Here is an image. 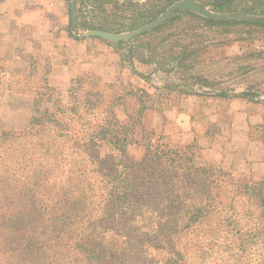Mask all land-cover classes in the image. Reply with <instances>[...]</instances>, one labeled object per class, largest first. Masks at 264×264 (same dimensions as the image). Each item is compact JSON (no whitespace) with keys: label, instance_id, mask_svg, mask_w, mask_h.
I'll return each instance as SVG.
<instances>
[{"label":"trees","instance_id":"1","mask_svg":"<svg viewBox=\"0 0 264 264\" xmlns=\"http://www.w3.org/2000/svg\"><path fill=\"white\" fill-rule=\"evenodd\" d=\"M88 1L111 13L114 22H130H89L83 14ZM140 1L76 0L78 27L131 30L176 0ZM206 4L264 15V0ZM134 6L129 16L120 9ZM179 13L209 28L239 23ZM174 43L181 46L178 67L193 68L202 50L195 44L202 42ZM39 60L33 55L29 72L21 74L0 57V91L34 94L28 126L0 133V264H205L207 256L264 264V179L238 180L223 168L198 164L192 145L172 148L162 137L146 139L142 159L128 161L127 147L140 122L121 120L115 109L125 96H136L141 118L147 110L175 109L167 104L170 97L151 99L142 88L116 95L114 85L92 77L73 80L62 96L50 83V62ZM255 128L264 133V124ZM223 195L255 199L260 211L241 212Z\"/></svg>","mask_w":264,"mask_h":264},{"label":"rangeland","instance_id":"2","mask_svg":"<svg viewBox=\"0 0 264 264\" xmlns=\"http://www.w3.org/2000/svg\"><path fill=\"white\" fill-rule=\"evenodd\" d=\"M143 1L146 0L140 2ZM198 1L211 11L229 13L206 4L214 1L220 4L225 0ZM46 3L54 28L58 24L68 36L81 42H93L94 45H90V53L91 50L92 53L97 50L98 53L104 54L105 74L72 72L71 78L66 80L67 83H64L62 88L55 86L62 96H67L73 80L92 77L99 79L100 85H114L111 90L116 95L142 88L153 95L151 99H157L160 93L168 95L170 100L167 104L175 105L173 110H147L139 118V102L136 96L127 95L123 98L122 103L115 109L119 118L127 120L132 117V120L140 122L135 130L134 143L127 147L128 161L137 162L142 159L146 151V139L152 138L154 141L162 137L161 140L172 148L183 149L192 145V152L195 153L198 164L223 168L238 180H261L255 174L259 170V152L261 148L264 150V144L261 142L264 133L255 126L264 124L261 123L264 116V28L255 26V22L243 20L237 21L239 23L234 26L209 28L197 22L191 15L178 11L160 30L146 32L119 46L118 43L100 37L83 36L88 30H80L78 24V30L72 28L71 34L70 0H47ZM134 8L135 6L120 9H125V15L129 16ZM75 9L77 21V8ZM83 12L89 22L105 23L103 18H107L106 21L114 25L130 22L128 18L114 22L111 13H103L89 1L85 4ZM150 21L152 20L145 21L134 29ZM2 32L1 28L0 34ZM22 32L25 35L31 34L30 29ZM75 33L81 36H75ZM175 41L180 44L202 42L195 44L202 47V50L195 66L188 71L177 65L176 58L180 54L181 46L174 45ZM34 44L38 46L39 41H34ZM106 46L116 50L117 57L108 56ZM19 55V63L9 64L4 58L7 68L16 73L29 72L33 55L39 57V61L46 60L51 65V59L42 53L35 52L26 58L22 57L23 50L19 48ZM201 79L208 80L211 84L203 86ZM243 91L257 92L258 96L248 99L241 96ZM33 103L34 94L31 92L1 90L0 133L4 129L24 130L30 121ZM232 187L234 188L233 185ZM223 198L227 202H233L241 212L249 210L257 214L260 211L258 202L247 196L223 195ZM201 200L197 197V202ZM206 258L205 264L245 262L244 258L237 257Z\"/></svg>","mask_w":264,"mask_h":264},{"label":"crops","instance_id":"3","mask_svg":"<svg viewBox=\"0 0 264 264\" xmlns=\"http://www.w3.org/2000/svg\"><path fill=\"white\" fill-rule=\"evenodd\" d=\"M46 2L47 0H4L0 3V29H3L0 34V57L5 58L9 64L19 63L21 56L19 48L23 50L22 57L27 58L35 52L46 55L51 59L50 83L58 88H62L64 83H67L66 80L71 78L72 72L105 74L104 54L98 53L97 50L93 53L91 50L90 53V45H94L93 42H81L68 36L58 24L54 28ZM25 29H30L31 34H23L22 31ZM36 40L39 41L38 46L34 44ZM106 47L108 56L117 57L116 50ZM261 123H264V116ZM259 159L257 164L259 170L254 174L259 176L258 179H263L264 150L262 148Z\"/></svg>","mask_w":264,"mask_h":264},{"label":"water","instance_id":"4","mask_svg":"<svg viewBox=\"0 0 264 264\" xmlns=\"http://www.w3.org/2000/svg\"><path fill=\"white\" fill-rule=\"evenodd\" d=\"M71 24L72 28L77 31V21H76V0H71ZM178 11H190L201 16L217 20V21H251L255 23L264 24V15L250 14L246 12H229V13H219L211 11L207 8L205 4L198 0H177L171 4L161 15H159L154 20L141 26L140 28L124 32L116 33L109 32L102 29H91L83 34V36H95L108 40L113 43L126 42L134 37L140 36L146 32L152 31L162 24H164L174 13ZM75 36L80 37L81 34L75 33Z\"/></svg>","mask_w":264,"mask_h":264}]
</instances>
